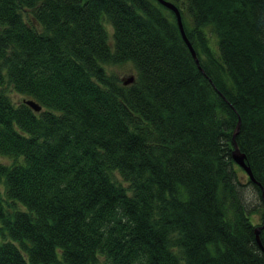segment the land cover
Here are the masks:
<instances>
[{"label":"trees","instance_id":"trees-1","mask_svg":"<svg viewBox=\"0 0 264 264\" xmlns=\"http://www.w3.org/2000/svg\"><path fill=\"white\" fill-rule=\"evenodd\" d=\"M169 1L198 62L158 0H0V264H264V0Z\"/></svg>","mask_w":264,"mask_h":264},{"label":"water","instance_id":"water-1","mask_svg":"<svg viewBox=\"0 0 264 264\" xmlns=\"http://www.w3.org/2000/svg\"><path fill=\"white\" fill-rule=\"evenodd\" d=\"M160 3L164 4L165 6H167L168 8H170L171 10H173L175 16H176V21H177V24H178V27H179V30L181 32V35L184 39V41L186 42V44L188 45L193 57L195 58L196 62H198V58H197V55H196V52H195V49L193 48L191 42L189 41L185 31H184V28H183V23H182V19H181V14H180V10L179 8L176 6L175 3H173L172 1H169V0H158ZM132 80V77H130L129 79H126L124 80V83H128L129 81ZM23 101L26 102L27 104H29L34 110H40L41 109V105L35 101L34 99L32 98H23ZM239 122L240 120L238 121V125L236 127V132L238 130V126H239ZM235 135V134H234ZM233 135L232 137V142H233V150H232V157L234 158V160L240 165L242 166L246 172L249 174V176L251 178H253V174L251 172V169L249 167V165L246 164L245 160H244V153L241 152L239 150V147L237 145V142L235 140V136ZM264 224H258L256 227H255V232H256V238L257 240L259 241V237H258V234H259V230L260 228L263 226Z\"/></svg>","mask_w":264,"mask_h":264},{"label":"rangeland","instance_id":"rangeland-1","mask_svg":"<svg viewBox=\"0 0 264 264\" xmlns=\"http://www.w3.org/2000/svg\"><path fill=\"white\" fill-rule=\"evenodd\" d=\"M109 30H112L111 26H109ZM108 71H111L113 73H115L120 79H122L123 81L126 79H129L130 77L133 78L134 76V66L131 62H124L122 64H114V65H110L107 66ZM10 95L12 97L13 100L18 101L20 99H22V95L20 93H17L14 89H9ZM0 159L4 162H11L13 160V158L11 157H6V156H0ZM4 185H3V181L0 180V190L3 191ZM16 204H14L15 206ZM13 206V207H14ZM16 206L21 207L20 204H17ZM9 209H12V207H8ZM252 219L253 220H258L259 218L257 217V215H252Z\"/></svg>","mask_w":264,"mask_h":264}]
</instances>
